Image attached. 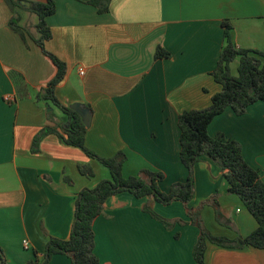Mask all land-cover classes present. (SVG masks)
Masks as SVG:
<instances>
[{
  "label": "crops",
  "instance_id": "0c3cea01",
  "mask_svg": "<svg viewBox=\"0 0 264 264\" xmlns=\"http://www.w3.org/2000/svg\"><path fill=\"white\" fill-rule=\"evenodd\" d=\"M54 1L56 12L47 18L52 38L45 47L67 64L56 97L64 106L81 103L91 110L85 137L91 151L104 158L124 152L125 178L161 172L165 178L160 188L169 192L187 178L180 160L179 115L209 108L212 97L222 91L211 73L224 44L223 22L233 26L238 48L263 50L264 0H98L109 4L108 13H99L90 0ZM30 7L19 10L21 20V11ZM12 17L0 0V247L7 264H28L43 259L50 237L70 238L78 194L111 175L99 161L56 135L43 137L33 152L39 130L46 125L61 129L66 119L59 108L37 99L57 69L32 39L26 46L13 32ZM159 46L168 58H155ZM234 63L238 74L239 60ZM12 70L25 77L28 99L17 100ZM208 132L239 142L245 160L264 182V102L251 105L242 116L227 109ZM80 166L91 167L94 177L83 175ZM194 173L195 195L189 207H202L209 233L234 240L257 229L242 201L229 193L215 161L202 157ZM213 196L218 206L204 205ZM146 206L170 222L182 223L169 228L145 212ZM94 231L101 264H198L194 248L201 230L182 202L163 205L124 192L107 199ZM205 263L264 264V250L208 243ZM48 264L71 260L59 254Z\"/></svg>",
  "mask_w": 264,
  "mask_h": 264
},
{
  "label": "trees",
  "instance_id": "16d2710c",
  "mask_svg": "<svg viewBox=\"0 0 264 264\" xmlns=\"http://www.w3.org/2000/svg\"><path fill=\"white\" fill-rule=\"evenodd\" d=\"M9 6L13 17L10 27L18 34L26 46L27 39H32L42 52L51 59L56 66L54 78L38 93L37 99L59 108L66 119L63 127L46 125L43 126L33 139L32 150L38 152L43 137L56 135L67 146L81 149L88 157L99 161L106 167L111 175L108 180H103L94 188L83 189L77 196L75 204L74 222L71 235L68 240L50 237L41 261L28 264H48L55 255H66L71 264H101L95 254V220L103 213L105 202L108 198L129 192L136 198H153L163 205L174 202H182L187 208V214L193 224L200 230V236L194 248V257L198 264L205 263V251L207 244L212 243L220 247L243 249L253 248L264 250V182L259 173L253 169L245 160L243 149L239 142L227 140L223 135L216 138L211 137L208 128L212 121L227 109L242 116L247 109L257 103L264 102V49L252 51L238 48L233 39V26L230 21L223 22L224 44L220 54L217 67L211 75L217 83L222 86V91L212 97L209 108L204 110L184 111L178 117L180 129V160L187 169V178L183 182L174 183L169 192H163L160 188L165 176L161 172L144 171L140 177L123 176V165L127 160L124 152L117 153L114 157L104 158L91 151L85 143L87 128L82 122L79 113L64 106L56 97L58 85L65 79L67 64L53 53L49 52L45 44L52 38V32L47 24V18L56 12L54 0L31 1L28 9L38 17L36 30L38 37L35 38L28 28L20 26L19 10L21 0H4ZM88 4L96 7L99 13H108L109 4L98 0H90ZM170 54L157 47L156 59L168 58ZM239 60L238 75L234 76L231 64ZM9 76L15 86L17 100H26L30 97V87L25 77L17 71H10ZM202 157H208L215 161L224 173L229 185V193L238 196L247 210L257 221V229L247 237H238L230 240L224 237L213 236L203 225L201 210H194L189 203L195 195V165ZM80 172L87 177H94L93 169L89 166H80ZM70 183L68 178H65ZM218 206L216 196L208 199L205 203ZM145 212L154 219L160 221L167 227L175 222H170L153 211L150 206L144 208ZM217 218L221 213L217 210ZM178 238V235L175 236ZM0 264H7L3 249L0 247Z\"/></svg>",
  "mask_w": 264,
  "mask_h": 264
},
{
  "label": "rangeland",
  "instance_id": "374dc122",
  "mask_svg": "<svg viewBox=\"0 0 264 264\" xmlns=\"http://www.w3.org/2000/svg\"><path fill=\"white\" fill-rule=\"evenodd\" d=\"M30 1H33V0H26V2H30ZM21 14H22V16H23V20H21L20 22H19V24H20V26H22V27H26V26H28L29 28V30H30V32H31V34L33 35V36H38V33L36 32V30L34 31L33 29H32V25H34V24H37L38 23V17H37V15L36 14H34L33 12H30V11H21ZM25 20V21H24ZM236 69H237V63H234V64H231V71H232V74H233V72H235V76H237L238 74L236 73ZM56 111H58V110H56ZM197 210V209H196Z\"/></svg>",
  "mask_w": 264,
  "mask_h": 264
},
{
  "label": "water",
  "instance_id": "95a60500",
  "mask_svg": "<svg viewBox=\"0 0 264 264\" xmlns=\"http://www.w3.org/2000/svg\"><path fill=\"white\" fill-rule=\"evenodd\" d=\"M20 4L24 7H30L31 3L30 2H20ZM74 111L80 114L82 117V122L88 128L91 124L92 120V112L88 107L83 106L81 103L74 104L70 107Z\"/></svg>",
  "mask_w": 264,
  "mask_h": 264
},
{
  "label": "built area",
  "instance_id": "2783aa9c",
  "mask_svg": "<svg viewBox=\"0 0 264 264\" xmlns=\"http://www.w3.org/2000/svg\"><path fill=\"white\" fill-rule=\"evenodd\" d=\"M79 73H80L81 76H84L85 75V69L83 67H81L79 69ZM6 100L9 101V97H7ZM24 246H25V248L28 247V242L27 241H24Z\"/></svg>",
  "mask_w": 264,
  "mask_h": 264
}]
</instances>
